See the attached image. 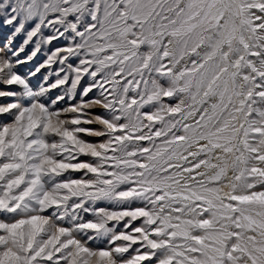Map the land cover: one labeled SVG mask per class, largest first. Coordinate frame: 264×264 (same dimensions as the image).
Segmentation results:
<instances>
[{"label": "snow or ice", "instance_id": "6c2138e0", "mask_svg": "<svg viewBox=\"0 0 264 264\" xmlns=\"http://www.w3.org/2000/svg\"><path fill=\"white\" fill-rule=\"evenodd\" d=\"M0 31V264H264V0H0Z\"/></svg>", "mask_w": 264, "mask_h": 264}, {"label": "rangeland", "instance_id": "374dc122", "mask_svg": "<svg viewBox=\"0 0 264 264\" xmlns=\"http://www.w3.org/2000/svg\"><path fill=\"white\" fill-rule=\"evenodd\" d=\"M3 35H4V32L3 31H0V40L3 39ZM20 40H17V45L19 44ZM27 67L28 66H24V68L22 69V71H26L27 70Z\"/></svg>", "mask_w": 264, "mask_h": 264}]
</instances>
